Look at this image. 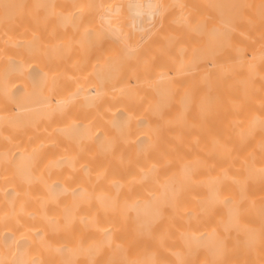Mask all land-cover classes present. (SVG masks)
<instances>
[{
    "label": "bare ground",
    "instance_id": "obj_1",
    "mask_svg": "<svg viewBox=\"0 0 264 264\" xmlns=\"http://www.w3.org/2000/svg\"><path fill=\"white\" fill-rule=\"evenodd\" d=\"M0 264H264V0H0Z\"/></svg>",
    "mask_w": 264,
    "mask_h": 264
}]
</instances>
